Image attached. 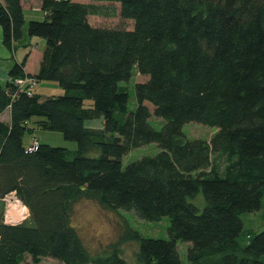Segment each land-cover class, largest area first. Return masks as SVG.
Returning a JSON list of instances; mask_svg holds the SVG:
<instances>
[{
	"label": "trees",
	"instance_id": "16d2710c",
	"mask_svg": "<svg viewBox=\"0 0 264 264\" xmlns=\"http://www.w3.org/2000/svg\"><path fill=\"white\" fill-rule=\"evenodd\" d=\"M23 1L0 0L3 43L15 52L27 28L46 49L38 72L28 71V55L0 82V116L11 112L9 124L0 120V264H128L117 248L88 251L72 224L84 199L142 221L170 219L168 240L131 237L137 264H185L179 242L191 244L187 264H264V232L246 233L242 219L264 208V0H43L45 20L28 27ZM105 6L132 29L92 24ZM134 69L144 80L130 111L121 84ZM26 77L63 94L28 96L15 83ZM99 118L103 128L87 127ZM34 119L77 151L30 150L24 137ZM189 123L218 132L190 140ZM149 144L160 152L123 168ZM13 192L28 223H4L3 199ZM200 194L203 210L191 202Z\"/></svg>",
	"mask_w": 264,
	"mask_h": 264
},
{
	"label": "rangeland",
	"instance_id": "374dc122",
	"mask_svg": "<svg viewBox=\"0 0 264 264\" xmlns=\"http://www.w3.org/2000/svg\"><path fill=\"white\" fill-rule=\"evenodd\" d=\"M39 0H30L25 4L26 15V27L30 21H44L45 13L39 9L37 4ZM107 8V9H106ZM118 8L115 6H105L103 8L104 14L100 16L91 17V23L97 26H111V27H126L132 29L133 24L130 21L124 22L118 14ZM27 33V32H26ZM30 37L27 33L25 42L30 41ZM35 39L30 47H26L24 42L19 47L18 56L23 55V51L32 50L37 48L40 53L45 45L44 40L39 38ZM1 43V38H0ZM28 44V43H27ZM46 46V45H45ZM1 48V47H0ZM24 56L22 57V61ZM14 59L9 53V59H1L0 53V67H3L6 63H12ZM144 78L140 77L137 70L134 69L133 77L128 83H122L121 87L129 94L128 108L130 111H134L137 108V99L135 93V84L143 81ZM36 91L42 96L43 99L51 96H59L63 94V91L59 88L58 84L54 82H41L38 83ZM7 115V114H5ZM7 116H4L6 119ZM34 119L31 122L30 127L33 128V132H27L24 137V144L26 146H32L33 141L42 142L43 144L50 145L52 147L67 148L71 151H77L78 145L76 142L67 141L62 133L41 130L37 128ZM103 119H94L86 122L88 128L101 129L103 128ZM152 125L156 130H161L164 123L163 121H152ZM218 129L210 126H205L198 123H189L183 127V133L190 140H206L211 141L217 134ZM160 152L159 147L156 144H149L138 149L131 151L127 154L123 160V168H126L129 164L136 162L144 157H154ZM193 204L199 207L201 210L206 205L205 198L200 194L196 199L191 200ZM3 205L5 206L4 202ZM28 209V208H27ZM29 211V210H28ZM264 211V210H263ZM252 214H244L242 216L243 221L246 223ZM29 222V218L25 223ZM72 224L80 234L84 244L88 251L94 257L107 256L112 253L113 248H117L118 253L122 259L128 264H137V255L140 250L139 240H134L131 237L136 233L140 238L144 239H162L168 240V228L170 227V219L168 217L162 218L158 222L142 221L136 217L133 212L126 211H113L102 206L96 200H81L73 209L72 212ZM11 226V225H10ZM18 226V225H15ZM246 230H254L250 225L246 224ZM246 233H248L246 231ZM257 234V233H256ZM191 244L179 242L178 247L181 253L182 260L185 264L188 263V249ZM30 262V259H28ZM41 264H64L61 261L54 258H46L42 260Z\"/></svg>",
	"mask_w": 264,
	"mask_h": 264
},
{
	"label": "crops",
	"instance_id": "0c3cea01",
	"mask_svg": "<svg viewBox=\"0 0 264 264\" xmlns=\"http://www.w3.org/2000/svg\"><path fill=\"white\" fill-rule=\"evenodd\" d=\"M28 1H30V0L23 1V9H24V11L26 10L25 4ZM42 2H43V0H39L38 1V3H37L39 5V9L38 10H42ZM26 32H27V28L25 29V37L27 36ZM0 38H1V43H0L1 59L5 58V60H8L9 59V53L12 56V58L14 59V62L6 63V64H4L3 67H0V82L2 84H6L8 82L10 71L13 69L15 64H17V63L21 64L23 62L21 60L23 56H24L23 59H25V57L29 55V57L27 58L28 59V62H27L28 71H31L33 73L38 72L40 63L38 64L37 60L38 59L41 60V56L43 55V53H44V51L46 49V46H45L46 44L43 46V49L41 50L40 53L38 52L37 48L32 49L31 51L25 49L23 51L24 52L23 55L21 57H19L18 56V54H19V50L18 49L23 44L19 45L18 48H16L15 52H11L3 43V33H2V30H1V27H0ZM34 40L35 39H30V41H26L25 42V38H24V42L26 43L25 46L26 47H30L31 43ZM40 60H39V62H40ZM5 114H7V115H5ZM4 116H7L6 119H4ZM0 120L2 122H4V123L9 124L11 122V112H10V110H7L2 116H0ZM40 144H43V143L40 142ZM27 147H30V145L27 146ZM263 210H264V208H263ZM263 210L261 212L252 214L251 216L248 217V218H250L248 220V222H246V223L244 222L245 226H246V224H248L252 228H254V230H246V228H245V230L248 233L256 234V233L264 232V211Z\"/></svg>",
	"mask_w": 264,
	"mask_h": 264
},
{
	"label": "built area",
	"instance_id": "2783aa9c",
	"mask_svg": "<svg viewBox=\"0 0 264 264\" xmlns=\"http://www.w3.org/2000/svg\"><path fill=\"white\" fill-rule=\"evenodd\" d=\"M16 85L21 89L24 90L28 96H32L36 88L38 86V81L34 78L31 77H26V78H21L16 80ZM40 147L39 141L36 139L33 141V145L30 146V150H36ZM3 202L5 204V213H4V223L6 225H21L23 224L30 216L29 211L23 212L22 207L24 209L28 210L27 207L22 203V201L17 197V194L15 192L10 193L7 195L4 199ZM14 209L19 211L18 213L20 214L21 218L17 219V217H14Z\"/></svg>",
	"mask_w": 264,
	"mask_h": 264
},
{
	"label": "bare ground",
	"instance_id": "6f19581e",
	"mask_svg": "<svg viewBox=\"0 0 264 264\" xmlns=\"http://www.w3.org/2000/svg\"><path fill=\"white\" fill-rule=\"evenodd\" d=\"M22 209H23V212H25V211L27 212L28 211V210L24 209V207H22ZM18 212L19 211L14 209V215H15L14 217H17V219H20L21 218V216L19 214L20 212L19 213Z\"/></svg>",
	"mask_w": 264,
	"mask_h": 264
},
{
	"label": "water",
	"instance_id": "95a60500",
	"mask_svg": "<svg viewBox=\"0 0 264 264\" xmlns=\"http://www.w3.org/2000/svg\"><path fill=\"white\" fill-rule=\"evenodd\" d=\"M30 216V215H29Z\"/></svg>",
	"mask_w": 264,
	"mask_h": 264
}]
</instances>
